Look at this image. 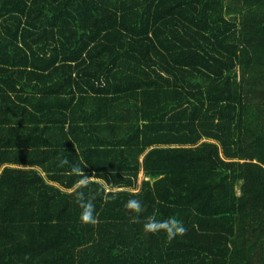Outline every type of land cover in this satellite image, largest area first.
I'll list each match as a JSON object with an SVG mask.
<instances>
[{"label": "trees", "instance_id": "16d2710c", "mask_svg": "<svg viewBox=\"0 0 264 264\" xmlns=\"http://www.w3.org/2000/svg\"><path fill=\"white\" fill-rule=\"evenodd\" d=\"M0 264H264V0H0Z\"/></svg>", "mask_w": 264, "mask_h": 264}, {"label": "clouds", "instance_id": "9594fccd", "mask_svg": "<svg viewBox=\"0 0 264 264\" xmlns=\"http://www.w3.org/2000/svg\"><path fill=\"white\" fill-rule=\"evenodd\" d=\"M69 160L67 158H63L59 160V167H64L65 165H69ZM72 170L74 172L81 171L79 168L73 166ZM88 186V177L87 175L82 176V178L78 181L77 188L82 189L86 188ZM76 202L78 206L81 209V215L80 219L84 223H93L95 224L96 218L94 216V210L95 206L92 200L88 199L85 195V193L81 190H78L76 193ZM125 207L127 209L132 210L136 214H140L143 211V207L141 204V201L138 199H130ZM164 224L165 228L163 231H165L167 237L169 240L176 238L179 235H183L186 231L183 223L174 217H170L167 220L164 221H158L154 217H149L148 222L144 225V230L146 232H158L161 231L159 225Z\"/></svg>", "mask_w": 264, "mask_h": 264}, {"label": "crops", "instance_id": "0c3cea01", "mask_svg": "<svg viewBox=\"0 0 264 264\" xmlns=\"http://www.w3.org/2000/svg\"><path fill=\"white\" fill-rule=\"evenodd\" d=\"M105 186V185H104ZM108 190V187L106 186V191Z\"/></svg>", "mask_w": 264, "mask_h": 264}]
</instances>
